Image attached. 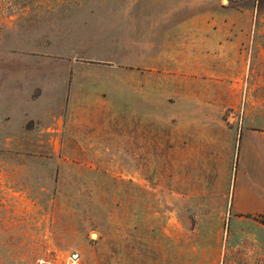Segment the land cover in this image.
Instances as JSON below:
<instances>
[{"label": "rangeland", "instance_id": "1", "mask_svg": "<svg viewBox=\"0 0 264 264\" xmlns=\"http://www.w3.org/2000/svg\"><path fill=\"white\" fill-rule=\"evenodd\" d=\"M260 146L264 0H0V264H264Z\"/></svg>", "mask_w": 264, "mask_h": 264}, {"label": "crops", "instance_id": "2", "mask_svg": "<svg viewBox=\"0 0 264 264\" xmlns=\"http://www.w3.org/2000/svg\"><path fill=\"white\" fill-rule=\"evenodd\" d=\"M254 171L241 172V177L236 179L234 194L240 199V205L246 211L264 212V149L256 153ZM239 196V197H238Z\"/></svg>", "mask_w": 264, "mask_h": 264}, {"label": "trees", "instance_id": "3", "mask_svg": "<svg viewBox=\"0 0 264 264\" xmlns=\"http://www.w3.org/2000/svg\"><path fill=\"white\" fill-rule=\"evenodd\" d=\"M257 218L259 219V222L264 225V213L257 215Z\"/></svg>", "mask_w": 264, "mask_h": 264}, {"label": "built area", "instance_id": "4", "mask_svg": "<svg viewBox=\"0 0 264 264\" xmlns=\"http://www.w3.org/2000/svg\"><path fill=\"white\" fill-rule=\"evenodd\" d=\"M72 259H73V261H76L77 262L78 261V255H76V254L75 255H72Z\"/></svg>", "mask_w": 264, "mask_h": 264}, {"label": "water", "instance_id": "5", "mask_svg": "<svg viewBox=\"0 0 264 264\" xmlns=\"http://www.w3.org/2000/svg\"><path fill=\"white\" fill-rule=\"evenodd\" d=\"M95 233H92V236L94 235Z\"/></svg>", "mask_w": 264, "mask_h": 264}]
</instances>
